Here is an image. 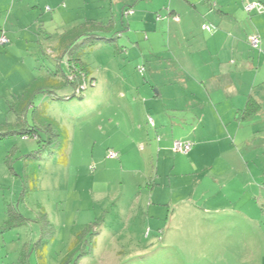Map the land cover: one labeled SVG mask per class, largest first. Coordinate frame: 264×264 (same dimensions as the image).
<instances>
[{
	"label": "rangeland",
	"instance_id": "rangeland-1",
	"mask_svg": "<svg viewBox=\"0 0 264 264\" xmlns=\"http://www.w3.org/2000/svg\"><path fill=\"white\" fill-rule=\"evenodd\" d=\"M122 1L85 0L78 5V0H74L76 14L65 21L57 16L49 23L44 17L51 37L40 33L39 40L33 43L36 46L23 52L26 64L21 61V65L30 63L31 67L30 71H22L24 81H15L13 76L10 81H0L1 132L13 126L6 123L14 120L6 104L18 103L20 91H26L32 82L27 93L36 108L29 111L28 124L31 126L33 116L41 121L47 117L65 129L68 138L65 157L60 149L61 140L52 147L41 141H25L19 136L0 142V264H259L252 261L253 251H248L249 246L247 251L234 248L235 252H231L236 254L237 262L213 259V250L219 249L220 255L224 249L220 245L222 241H218L219 229L212 222L190 231L176 226L175 216L169 219L166 213L146 216L138 207L132 211L133 198L139 197L138 192L143 195V189L150 183L147 177L155 178L156 170L155 162H144L136 151L139 143L146 146V132L150 133L154 126L147 121L151 115L144 108L146 97L138 96L144 89L154 92V83L148 81H176L175 64L167 54L150 55L143 49V43H139L136 47L141 51L136 49L135 55L131 51L135 45L127 40L129 31L119 34L114 45L99 39L104 35L91 28L85 27V31H91L84 40H74L78 32L73 31L71 42H77L73 51L87 69L89 78H94V85H89L81 95L71 96L74 85L62 73L67 74L65 57L59 67L61 55L55 48L59 34L70 28L67 26L72 22L85 17L100 18L109 10L117 15ZM43 11L49 12V9L45 6ZM126 18L123 16L125 24H129L132 19ZM109 30L106 34L111 38L114 32L112 28ZM17 51L19 47L9 55L13 62L18 58ZM252 70L255 69L249 67ZM48 71L60 80L56 87L49 88L51 93H46L45 87ZM258 82L255 85L259 86ZM67 94H70L68 99ZM261 106L264 108L259 104V109ZM243 118L245 115L239 113L236 119ZM247 119L249 127L264 128L262 118L249 116ZM132 126L142 127L138 135L128 132ZM129 134L138 139L133 147L124 142L126 136L129 140ZM252 143V147H257L261 142L253 139ZM110 150L118 152L119 158H108L106 152ZM260 163L263 164L260 169L264 170V161ZM141 178L144 182L138 183ZM141 198L140 205L144 195ZM9 210L14 216L19 213L27 218V222L9 226L5 223ZM44 211L46 215L42 218ZM147 219L152 222L148 223ZM87 225H91L87 238L81 241L80 247H72L73 235ZM42 231L44 238L39 237ZM95 231L96 244L92 245ZM192 239L203 245L196 246L195 242L193 246L185 245L187 241L191 244ZM214 240L215 247L211 245ZM193 247L203 249V253H192ZM253 254L256 259L257 253Z\"/></svg>",
	"mask_w": 264,
	"mask_h": 264
},
{
	"label": "crops",
	"instance_id": "crops-1",
	"mask_svg": "<svg viewBox=\"0 0 264 264\" xmlns=\"http://www.w3.org/2000/svg\"><path fill=\"white\" fill-rule=\"evenodd\" d=\"M73 1L0 0V34L3 31L8 39L4 46L0 45V81H10L12 76L15 81H24L22 71H30L31 67L30 63L21 65L26 64L23 52L36 46L33 43L39 40L40 33L51 37L44 17L49 23L57 16L65 21L75 13ZM253 1L264 4V0H123L121 14L109 10L100 18L85 17L72 22L61 34L75 27L88 34L84 32L86 25L104 35L99 39L105 41L109 28L114 33L129 31L127 40L135 47L143 43L150 55H168L175 64L176 81H148L154 83L153 93L146 89L140 93L137 88L138 97H146L144 108L155 125L150 133L146 132V146L139 143L136 151L144 162H155L156 170L155 178L147 177L150 183L146 180L143 204L140 205L143 195L138 192L139 197L132 200V211L138 207L146 216H175L176 226L190 231L212 222L219 229L218 241H222L224 249L220 255L219 249L213 250V259L237 262L236 254L231 252H235L234 248L247 251L249 246L252 261L264 264V170L260 169V162L264 161V128L249 127L248 119L245 120L251 116L264 121V108L261 106L241 121L236 119L239 113L243 114L249 99L264 105V12L247 13L243 8ZM80 2L85 0H78V5ZM45 6L49 12L43 11ZM124 9L134 10L127 15L126 19H132L129 24L123 20ZM252 34L260 38L259 49L253 51L247 40ZM64 46L59 40L55 42L58 55L68 53ZM17 47L18 58L13 62L9 55ZM136 49L141 51L137 47L131 49L135 55ZM249 67L255 70L249 71ZM10 102L6 105L14 120L6 123L13 125L16 115ZM33 108L34 100L26 105L27 117ZM141 130L142 127L132 126L128 132L138 135ZM14 136L0 134V142ZM129 137L124 142L133 147L138 139L130 134ZM177 139L191 140V150L186 154L174 152L172 145ZM253 139L261 143L252 147ZM192 241L185 245H203L196 239ZM212 244L215 247L216 241ZM204 246L208 245L204 242ZM196 251L203 253V249L195 248L192 253Z\"/></svg>",
	"mask_w": 264,
	"mask_h": 264
},
{
	"label": "trees",
	"instance_id": "trees-1",
	"mask_svg": "<svg viewBox=\"0 0 264 264\" xmlns=\"http://www.w3.org/2000/svg\"><path fill=\"white\" fill-rule=\"evenodd\" d=\"M123 11H122V14H123ZM83 26L86 27V25H83ZM87 26H89V25H87ZM73 31L78 32L74 40H76L77 38H79V40H81V39L84 40V39L88 38V37H85V36H88V34L81 32V30L79 28H76V27L73 29L67 30L66 32L62 33L59 37L60 45H62V46L65 45L64 49L69 50L68 53L63 54V55L61 54V56H59V58H60L59 67H60V63L62 61H64L63 59L65 57V65L67 68V69L66 68L65 69L67 70V74H65L64 72H62V73H63V76L66 78L67 82L69 84L74 85L73 86L74 89L71 93V96L81 95L83 93L84 90H81L80 86L84 82H87V86L94 83V81H93L94 78H89L87 69L85 68L84 65H82L80 60L77 58L76 53L73 51L75 46H76V43H77L74 40H73L74 42H71V40L73 39V36L70 34H72ZM86 31H84V32H86ZM89 31H91V30H88L87 32H89ZM107 31H110V30L107 29ZM121 33H122V31H119L117 33L115 32L113 34V37L108 38L109 37L108 36V37H106V40L115 42V40L119 37V34H121ZM46 76H47L46 78L49 80L48 83L46 84L47 86H45L47 89L46 93H51L52 91L49 90V88L56 87V85L59 83L60 80H59L58 75H52L51 71H48L46 73ZM50 77H54V78H50ZM34 80H37V78H34ZM31 85H32V82L28 84L27 90L23 91L21 93V95L18 97V103L10 102V109H12L15 112L16 122L13 124V126H10L11 128H9L8 132L6 131L7 133H3V134L0 133V134L2 136H5L7 134H12V135L19 136L23 139L35 140V142L41 141L44 144H46L47 147H52L59 140H61L60 149H61V151L65 157L66 145L68 142L67 133H66L65 129L61 128L56 121L49 119L47 117H45V119L43 121H41L40 119L38 120L33 116L31 126L28 124L26 105L29 104L30 102L33 103V100H31L32 98L29 97L30 94H28L27 91L29 90ZM69 95L70 94L65 95V98L66 97L70 98ZM35 108H34V110H35ZM258 109H259V104L256 103L255 101H252L249 99L245 109L243 110V114L246 116V115L250 114L251 112H254ZM153 125H155L154 122H153ZM42 134L45 135L44 139L41 136ZM160 137H161V135H158V139ZM189 141H191V140H189ZM106 156H107V152H106ZM110 159H112V158H110ZM263 207H264V204L261 205L262 211H263ZM8 212H9V217L7 218L5 223L8 224L9 226L22 225L25 222H27L26 220H28L27 218L23 217L19 213H15L16 215L14 216V212H12L11 210H9ZM263 213H264V211H263ZM45 215L46 214L44 211L43 214H41V217L45 218ZM88 226H91V225L85 226L86 228H84V230H80L76 236L73 235L72 242H71L72 247H75V248H76V246L80 247L81 241L85 240L87 238V230L89 229ZM94 233H95V235L93 237H91V241H92L91 244L92 245L94 243L96 244V238H95L96 237V231ZM39 237L44 238L43 231L39 234ZM40 240H43V239H40Z\"/></svg>",
	"mask_w": 264,
	"mask_h": 264
},
{
	"label": "built area",
	"instance_id": "built-area-1",
	"mask_svg": "<svg viewBox=\"0 0 264 264\" xmlns=\"http://www.w3.org/2000/svg\"><path fill=\"white\" fill-rule=\"evenodd\" d=\"M244 10L247 13H263L264 12V4L258 2V1H253V2H247L243 6ZM133 13V10L128 9L123 11V15L127 16L129 14ZM176 20H178L177 17H175ZM205 28H208L207 25H204ZM248 43L252 48L259 49V44H260V38L256 34H252L248 36ZM8 41L7 37L5 36L4 32L0 34V45L6 44ZM85 85L83 84L81 86V89H83ZM147 121L153 125V120L150 116H148ZM192 147V142L189 140H174L172 149L174 152H179V153H187ZM142 148V146H141ZM107 157L108 158H117L118 157V152H115L113 150H110L107 152ZM264 211V207H263Z\"/></svg>",
	"mask_w": 264,
	"mask_h": 264
},
{
	"label": "clouds",
	"instance_id": "clouds-1",
	"mask_svg": "<svg viewBox=\"0 0 264 264\" xmlns=\"http://www.w3.org/2000/svg\"><path fill=\"white\" fill-rule=\"evenodd\" d=\"M83 84L85 85V87H84L83 89H81V86H82ZM83 84L80 86V89H81V90H85V89L89 86V85L87 86V82H84ZM91 85H94V83L91 84ZM66 99H68V97H66ZM118 155H119V154H118Z\"/></svg>",
	"mask_w": 264,
	"mask_h": 264
}]
</instances>
